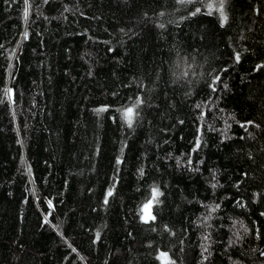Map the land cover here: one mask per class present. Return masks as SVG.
Wrapping results in <instances>:
<instances>
[{
  "label": "trees",
  "instance_id": "obj_1",
  "mask_svg": "<svg viewBox=\"0 0 264 264\" xmlns=\"http://www.w3.org/2000/svg\"><path fill=\"white\" fill-rule=\"evenodd\" d=\"M211 2L0 0V264H264V0Z\"/></svg>",
  "mask_w": 264,
  "mask_h": 264
},
{
  "label": "snow or ice",
  "instance_id": "obj_2",
  "mask_svg": "<svg viewBox=\"0 0 264 264\" xmlns=\"http://www.w3.org/2000/svg\"><path fill=\"white\" fill-rule=\"evenodd\" d=\"M27 2V0H26ZM180 2H186V0H180ZM187 2H191V0H187ZM224 3H225V0H218V3L216 2V0H212L211 3H209L207 5L209 11H208V15H211L213 11H217L219 12L220 14V19L223 22H226L227 21V15L225 14L224 12ZM200 9L197 8L196 9V12H199ZM27 14H28V11H27V8L25 9V19H27ZM195 14V13H193ZM162 26V25H161ZM27 36V33H25V37ZM10 93H11V90H7L6 91V95H9L10 96ZM141 102L139 100H137L136 104L133 105L132 107H128L126 109H123L121 110V118L127 123V125L129 127H132L133 125V122H134V119L136 117V115H138V113H136L135 109L139 106ZM108 195H111V192L108 193ZM159 195H161V193H159L158 189H153L152 191V197L149 201H147L143 208L141 209V219L143 222L147 223L149 220H155V216L152 215L151 213V208H152V205L154 203H158V197ZM107 202V201H105ZM158 259L161 260V264H170L169 262V258H168V255L167 253H160Z\"/></svg>",
  "mask_w": 264,
  "mask_h": 264
}]
</instances>
